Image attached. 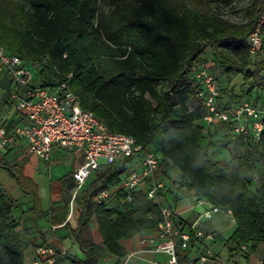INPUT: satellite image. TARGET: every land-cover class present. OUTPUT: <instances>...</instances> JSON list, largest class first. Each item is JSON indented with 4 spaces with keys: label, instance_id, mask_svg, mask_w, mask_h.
<instances>
[{
    "label": "trees",
    "instance_id": "1",
    "mask_svg": "<svg viewBox=\"0 0 264 264\" xmlns=\"http://www.w3.org/2000/svg\"><path fill=\"white\" fill-rule=\"evenodd\" d=\"M233 1L0 0V45L36 64L40 81H63L72 73L71 88L83 105L104 118L111 129L133 135L142 145L163 153L164 173L180 172L178 189H194L222 210L231 211L237 226L229 238L230 252L248 245L252 253L264 241V127L258 141L239 137L233 142L228 162L214 159L202 144L205 108L196 97L190 73L193 63L205 61L220 68L229 80L242 75L248 84L243 96L264 110V45L252 55L246 44L258 25L264 0H250L247 21L242 24L221 13ZM3 87L1 103H8L10 84ZM80 91L91 93L93 100L88 102ZM222 125L230 144L229 126ZM128 162L98 170L84 189L78 221L70 226L84 254L72 257L75 264H98L92 223L107 250L120 257L127 255L122 240L156 228L158 203L144 189L134 191L129 199L120 187ZM0 166L23 191L38 198L37 185L16 165L0 162ZM257 171L261 182L256 185ZM114 186L115 204L96 201L100 191ZM16 205L0 185V264H26ZM62 210L59 220L63 222L70 200Z\"/></svg>",
    "mask_w": 264,
    "mask_h": 264
},
{
    "label": "built area",
    "instance_id": "2",
    "mask_svg": "<svg viewBox=\"0 0 264 264\" xmlns=\"http://www.w3.org/2000/svg\"><path fill=\"white\" fill-rule=\"evenodd\" d=\"M246 44L252 55L257 54L264 45V2L258 25L246 38ZM190 73L197 86L196 97L205 108L203 123L227 124L232 143L239 137L253 141L260 139L264 127V110L259 105L245 99L241 103L223 106L218 77L210 62L196 61L191 66ZM0 74L8 78L12 87L11 99L17 110L27 119L25 123L16 125L13 131H9L0 120V148H7L20 141L30 152L45 160L51 159L56 146L84 155V162L74 172L76 187L71 201L70 217L74 212L76 197L93 173L107 165L128 160L130 168L123 176L120 187L131 199L134 191L145 186L148 198L160 207L156 230L161 240L157 242L155 238H150L141 242L143 245H150L155 251L167 253L168 260L166 263L152 261L150 264L211 263L214 256L211 248L207 247L197 257L183 258L179 254V246H189L194 239L214 238V234L207 233L201 223L221 208L197 194V204L203 207V211L188 230H185L183 223L177 220L176 210L164 200L167 183L163 171V153L152 146L142 145L133 135L111 129L104 118L85 107L80 95L71 88L72 73L63 81H36L33 64L0 45ZM173 182L178 186L176 180ZM114 190L100 191L96 201H108ZM56 252L53 246L37 248L39 258L55 255ZM65 253L64 251L62 254Z\"/></svg>",
    "mask_w": 264,
    "mask_h": 264
},
{
    "label": "crops",
    "instance_id": "3",
    "mask_svg": "<svg viewBox=\"0 0 264 264\" xmlns=\"http://www.w3.org/2000/svg\"><path fill=\"white\" fill-rule=\"evenodd\" d=\"M213 68L215 73L217 70L221 73L220 68ZM36 76V81H39L37 74ZM4 83L10 84L8 78L0 74V120L5 123L9 131H13L16 125L25 123L27 119L17 110L12 99L8 103H1L5 94ZM10 88H12L11 85ZM0 162L16 165L37 185L38 198L32 193L23 191L16 178L6 168L0 166V185L17 204L15 209L17 232L25 244L26 264H75L73 256L84 257L79 243L71 235L70 226H75L78 221L81 212L80 198L85 185L76 197L72 216H69L76 187L74 172L84 162V155L78 151L56 146L51 159L45 160L30 152L25 144L17 141L7 148H0ZM173 171L175 170L170 173ZM170 173L165 174L167 191L164 193V200L173 204L177 220L183 222L185 230H188L200 216L203 207L197 204V193L194 189H178L173 182L180 179V172L176 170L175 174L173 173L174 177ZM145 188L143 186L141 189L145 190ZM116 199L117 194L114 190L108 202L111 205L115 204ZM67 200H70V210L65 221L62 222L59 219L63 212L62 207ZM57 214L59 216L55 217ZM67 221L69 225L65 224ZM201 224L207 233L214 234V238L194 239L189 246L181 244L179 246L181 257H197L209 247L214 252L210 264H261L264 262V241L260 242L252 253H249L248 245L234 253L230 252L229 238L237 226L231 211L226 212L221 209L211 218L203 220ZM91 228L98 245V264H150L152 261L166 263L168 260L167 253L155 251L150 245H143L141 242L143 239L150 238L160 241L156 228L142 230L131 238L122 240L127 250L125 257L109 252L94 223L91 224ZM39 246H53L57 252L55 255L39 258L37 253ZM64 251L66 253L62 254Z\"/></svg>",
    "mask_w": 264,
    "mask_h": 264
},
{
    "label": "rangeland",
    "instance_id": "4",
    "mask_svg": "<svg viewBox=\"0 0 264 264\" xmlns=\"http://www.w3.org/2000/svg\"><path fill=\"white\" fill-rule=\"evenodd\" d=\"M250 5V0H234L230 5L221 8V13L223 17L227 18L231 22L242 24L247 21L246 7ZM35 70L37 65L33 64ZM220 89H221V103L223 106L227 107L233 103H241L246 97L243 96L244 90L247 89V83H244V78L242 75L233 76L230 80L223 76L222 73L216 72ZM82 97L88 102L93 100L91 93L87 91H80ZM226 127L222 123H214L212 125H207L205 138L202 140L204 146L207 145L208 152L214 159H221L228 162L232 157V151L234 149L233 143L226 144L225 131ZM176 171V170H175ZM175 171L173 173L175 174ZM172 176L174 177V174ZM259 171L254 172L255 184H259ZM94 178V173L87 180L84 189L89 186ZM116 187H112L114 190ZM199 205V204H198ZM202 207L201 205H199Z\"/></svg>",
    "mask_w": 264,
    "mask_h": 264
}]
</instances>
